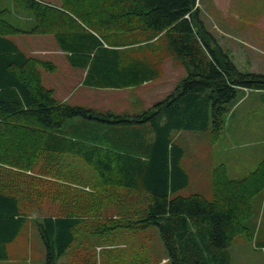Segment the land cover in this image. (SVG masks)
I'll return each instance as SVG.
<instances>
[{
  "label": "trees",
  "instance_id": "obj_1",
  "mask_svg": "<svg viewBox=\"0 0 264 264\" xmlns=\"http://www.w3.org/2000/svg\"><path fill=\"white\" fill-rule=\"evenodd\" d=\"M60 1L57 9L37 0H16L15 7L31 11L35 19L34 27L23 30L6 19L10 10L0 0V174L15 178L5 186L0 182V261L8 259L9 244L27 223L23 201L32 192L24 195L17 184L29 179L30 187L36 186L32 200L45 189L63 206L61 215L39 221L46 264H65L59 260L84 229V253L94 258L93 264L100 246L92 249L90 238L104 236L105 264H112L111 246L124 231L132 233L130 264H137L139 243L133 239L142 233L148 243L140 253L141 264H231L229 248L247 233L254 200L264 194V162L241 180L230 179L224 166L216 169L212 201L202 195L172 198L189 183L182 166L185 150L175 134L211 128L215 140L220 138L239 93L264 90V74L238 69L207 29L198 0ZM99 32L146 39L108 45ZM22 33L54 35L75 65L90 64L87 83L121 86L156 78L155 65L147 58L133 56V51L125 55L126 49L154 41L186 68L187 76L140 115L102 114L59 103L42 84V71L52 73L56 67L26 55L9 38ZM81 163L97 171V180L73 181ZM30 170L33 176L27 175ZM153 228L166 258L154 248L158 234L149 232Z\"/></svg>",
  "mask_w": 264,
  "mask_h": 264
},
{
  "label": "rangeland",
  "instance_id": "obj_2",
  "mask_svg": "<svg viewBox=\"0 0 264 264\" xmlns=\"http://www.w3.org/2000/svg\"><path fill=\"white\" fill-rule=\"evenodd\" d=\"M207 2L209 3L210 0H199L198 2L201 18L222 48L234 49L231 53L233 56L234 54L237 55L234 56L235 59L232 61H236L240 65L241 72L264 74V0H228L223 5L221 2L215 5L214 0L213 4ZM15 4L16 0H3L2 7L10 10V14L6 19L15 27L30 30L35 25L33 13L28 10H18ZM99 34L108 44L112 45H131L140 39H144V37H139L134 33L118 34L117 36L101 32ZM9 38L26 55L50 62L56 67V70L52 73L42 71L48 73L44 76V86L48 88L57 87L56 98L61 93H69L72 100L67 104L74 106L76 98L87 94L89 87L87 85L83 86V80H86L88 73L84 74L83 69L79 68L78 65L67 62L69 52H60L57 49L56 44L58 42L54 35L22 33ZM123 48L129 47L125 46ZM250 58L251 60H249ZM157 59L162 60L163 63L167 59H169L168 61L172 60L164 51L161 52L160 57H154V61ZM248 60L253 63V66H243L248 64ZM174 66L176 67L169 64V67L166 68L171 75L159 77L157 82L154 83L153 86L157 88L156 91H160L172 78L177 79L180 76V82L186 78V68L180 62H177ZM173 69L175 70L174 75H172ZM91 76L92 73L89 74L88 82L92 81ZM60 83H62L61 86ZM243 96H246V98L241 100ZM159 100L163 101L162 98L151 100L146 89L140 95L133 97H129L126 92L122 91L108 95L105 100H97V108L94 110L102 114L111 112L116 115H140L153 105V101ZM239 100L241 101L237 110L236 107L233 109L231 115L227 118L223 134L217 140H215L211 128L205 131H181L175 136V142L185 150L182 166L190 175V182L185 188L173 193L172 198L202 195L212 201L213 179L216 169L224 166L230 179L241 180L253 173L264 162V90L240 92L237 102ZM87 106L91 107L89 104ZM126 109L136 112L135 114L120 112ZM71 170L73 169L67 168V171ZM26 173L28 176L34 175L31 170ZM96 173V170L83 165V168H75L73 172L75 180L73 178V181L75 183L90 184V176H94L97 180L98 174ZM65 174H68V172H65ZM84 175L86 176L82 178ZM14 179L10 174H4V172L0 174V182L3 181L4 186L10 183L8 180H11L10 184H12ZM28 180L17 184V190L21 189L23 193L25 190L24 195L28 192H32L33 195L35 192L31 190H35L36 186L34 188L30 187V180ZM101 185L104 186L105 184L102 183ZM38 187L42 189L40 186ZM40 193L41 197H37L40 198L39 200H32L35 196L31 194L29 198L23 197V209L28 216L27 223H25L16 240L9 244L7 252L9 260L4 264H46V250L38 231L39 221L45 216L61 215L59 213L62 212L63 206H61L60 200L51 197L53 192L42 189ZM254 210L253 216L246 222L247 233L237 236L229 248L231 264H264V194H260L255 198ZM83 231L86 230L80 231L78 242L59 260L60 263L93 264L94 258H90L84 253L86 248L83 246L87 244L84 243V240L88 237L84 236L87 234ZM149 232L158 234V230L155 228ZM121 234L123 236H118L115 246H111L112 251L109 253V261L112 264H130L128 257H131L134 252L128 242V237H131L132 233L124 231ZM159 235L158 238L154 239L156 245L154 248L166 258L168 253ZM102 237L104 236L90 238L93 244L92 249L97 245L100 246L97 247V264L101 262L99 253L101 250L103 264L106 260L107 253L104 250L108 244L100 240ZM97 238L98 243L96 242ZM133 240H137L139 243V253L136 257L134 256L135 262L141 264L140 253L143 254L145 243H148L147 235L142 233L139 239ZM79 241L82 242L79 243ZM163 261V263H166L167 259ZM167 264L169 263L167 262Z\"/></svg>",
  "mask_w": 264,
  "mask_h": 264
},
{
  "label": "crops",
  "instance_id": "obj_3",
  "mask_svg": "<svg viewBox=\"0 0 264 264\" xmlns=\"http://www.w3.org/2000/svg\"><path fill=\"white\" fill-rule=\"evenodd\" d=\"M37 1H39V2H41L43 4H46V5L53 6V7L57 8V9H61V1L60 0H37ZM227 1L228 0H214L215 5H217L219 2H221L222 5H223ZM210 2L213 4V0H210ZM144 39H146V38H144ZM159 42L160 41H154L153 43H149L147 45H143L142 47H134L133 49H126V51H125L126 52L125 55H127V52L133 51L132 52L133 56H137V57L138 56H142L141 58H147L149 60V63L151 62L153 65H155V68H156V72H155L156 75L155 76H156V78H154V79L146 78L145 81H140L138 83L135 82V83L125 84V85H121V86H100L97 83H94V81H92L90 83H87L85 81V79H84L83 80V86L87 85L89 87V89H88L86 95H82V96H79L78 98H76V103H75L74 106H81V107H85V108H89V109L94 110V109L97 108V106H96L97 100H99V99L105 100L106 97H108V95L114 94L116 92H122L123 91V92H126L127 95H129V97H133L135 95H140L143 92L144 89H146L148 94H150L151 100H156L158 98L159 99L162 98L163 100L166 99V97L169 94H171L173 92V90L175 89V87L180 83V81H179L180 76L177 79L176 78H172L171 81H169L165 86H163L160 91H156L157 88H155L153 86L154 83L157 82L159 77L161 78V77H163L165 75H171V73L169 74V71L166 69L167 67H169V64L172 65L173 67H176L174 65L177 64V61L174 58H172V57H170L172 60L168 61L169 59H167L164 63H163L162 60H159V59H157L158 61L157 60L154 61V57H160V54H161V52H160L161 51V46H159ZM56 45L58 47L57 49L60 52H66L67 49L66 48L63 49L59 45V43H57ZM108 45H112V44H108ZM223 49L227 53H230L228 55L231 56L232 60L235 59L237 54H234L235 57L232 55L234 49H231V48H228V47L227 48H223ZM236 49L238 50V48H236ZM249 60H251V58ZM249 60H248V64H244L243 66H248V67L253 66V63H250ZM67 62H71L72 64H75L74 60L70 59V58H69V60H67ZM157 62H159L158 65H156ZM233 62L239 69L240 65L236 61H233ZM80 66H82L84 74H86L90 70V64H88V63L85 64V65H80ZM161 67H163V68H161ZM79 68H81V67H79ZM158 68H159V70H157ZM45 74L48 75V73L42 72V84L43 85L45 83V78H44ZM174 74H175V70L173 69L172 75H174ZM59 85L61 86L62 83H60ZM46 88H48V87H46ZM56 88L55 87L48 88V89L53 90L54 97H55V95L58 92L57 91L58 89H56ZM249 91L254 92L252 90H242L241 92L245 93V92H249ZM245 98H246V96H243L241 98V100H244ZM55 99L59 103H66L67 104L69 101L72 100V97H71V95H69V93H61L59 95V97H57V98L55 97ZM241 100L236 102V104L233 107V109L236 107V110H237V107L239 106V103H240ZM153 102H154L153 103V105H154L155 103L160 102V100L159 101H153ZM88 104L91 107H88L87 106ZM147 106H149V105H147ZM233 109H232V111H233ZM232 111H231V113H232ZM120 112H132V113L135 114L136 111H129V110L126 109L125 111H120ZM231 113L228 115V117L231 115ZM233 115H234V113H233ZM179 133L180 132L176 133L175 136L178 135ZM188 176H189V182H190V175L188 174ZM188 185H189V183H188ZM8 260H9V257H8V259L1 260L0 264H4Z\"/></svg>",
  "mask_w": 264,
  "mask_h": 264
}]
</instances>
